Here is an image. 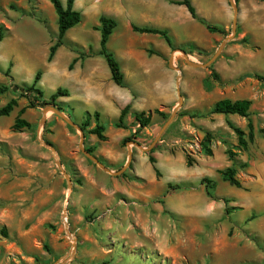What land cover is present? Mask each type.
<instances>
[{
    "label": "rangeland",
    "instance_id": "obj_1",
    "mask_svg": "<svg viewBox=\"0 0 264 264\" xmlns=\"http://www.w3.org/2000/svg\"><path fill=\"white\" fill-rule=\"evenodd\" d=\"M190 1L201 13L206 11L207 3H221ZM116 3L118 0H97L90 11L81 5L83 17L75 29H83L80 42L88 49L81 51L80 47L66 43L48 63L49 46L57 33V17L50 2L0 0V20L9 19L12 29L0 43V83L9 86L0 96V107L12 98L17 99L10 115L0 118V264H264V40L253 45L237 33V27L234 33L230 27L226 36L213 40V35L199 25L189 36L177 37L181 42L192 40L196 45H181L185 58L183 51H172L161 37L135 33L131 30L134 24L115 19L117 27L107 48L123 74L124 87H118L111 80L105 59L95 56L100 33L91 27L95 14H102ZM73 34L69 30L67 38H74ZM225 39V45L215 56ZM72 51L76 52L77 61L69 69ZM166 51L169 53L161 54ZM87 55L92 58L85 59ZM211 59L206 68L186 63L187 60L203 65ZM38 71L41 75L36 88L43 93L42 101H29L13 86L31 85ZM172 78L173 101L154 109L169 97ZM58 88L67 90L69 98L58 97L55 103L77 127L80 128L86 112L103 114L99 123L105 127V140L90 133L95 126L91 118L85 133L82 132L83 148L93 149L92 155L104 166L115 168L113 172L123 168L117 177L135 178V167L147 178L155 174L157 186L161 187L166 175L163 157H173L177 166L186 167L188 155L193 164L187 173L193 177L185 188L205 197L200 180L209 178L214 182L212 197L205 194L219 206L214 211L215 220H184L166 214V229L171 232L166 245L172 249L166 256L161 252L157 255L150 248L123 247L107 228L119 216L115 204L109 203L118 200L109 195L111 178L116 176L104 172L82 154L79 130L52 111L44 114V109L51 106L43 102H50ZM178 89L182 105L158 136L178 106ZM83 91L85 94H81ZM220 99L251 101L249 119L254 140L247 151L237 147L236 136L226 124L230 121L246 132L247 120L208 112ZM127 102L131 124L126 122V129L115 128L120 107ZM104 103L109 105L106 111L101 109ZM21 109V118L30 127L14 130L13 122ZM145 110L152 112L153 121L136 132L138 126L132 114ZM206 132L211 134L210 154L201 147ZM125 137L131 141L123 143ZM133 143L151 149L145 152ZM227 149L236 153L234 161L229 160ZM128 150L132 158L126 167ZM147 153H153L156 164H140L134 158ZM232 165L241 188L223 181L218 173ZM173 183V190L180 188ZM94 198L101 204L89 209L87 199L92 202ZM110 248L111 254H106Z\"/></svg>",
    "mask_w": 264,
    "mask_h": 264
},
{
    "label": "crops",
    "instance_id": "obj_2",
    "mask_svg": "<svg viewBox=\"0 0 264 264\" xmlns=\"http://www.w3.org/2000/svg\"><path fill=\"white\" fill-rule=\"evenodd\" d=\"M96 1L97 0H75L73 8L81 12L80 7L84 5L85 9L90 11L94 8ZM175 1L181 0H118V3L112 7L105 8L103 12L101 11L102 14H95V20L92 22L93 24L91 27L98 26V18L100 15H106L114 19L123 18L128 24L166 30L169 36L175 41V43H173L177 46H181L183 43L196 46L192 40L181 42L177 37L183 35L189 36L190 33L199 29V25L203 24L193 19L185 6L172 3ZM234 2L237 6V33L241 35L242 38H247L249 43L257 46L258 41L264 40V0H234ZM194 9L197 17L204 20L206 23L223 29L226 32L230 27L232 29L234 11L230 0H221L218 6L207 3V9L202 13L196 10L195 7ZM8 21L9 19L0 20V25H3L4 28L7 29L6 35H9L12 31ZM44 26L47 27L46 25ZM75 27L69 29L74 33L73 35L75 37L68 39V30L62 39L63 44L60 47H63L66 43H72L75 47H80L81 51H85L88 47L80 42V34L83 29H75ZM211 34L213 35V40L218 39V36L221 35L219 33ZM56 37L57 33L55 39ZM168 53L169 51L161 52L162 55ZM95 56L100 55L96 54ZM84 57L85 59L92 58V56ZM74 58H77L76 52L73 53V59ZM79 62H82L81 59ZM169 85V97L153 107L154 109L160 105L168 104L173 101V78L169 82ZM81 94H85V92L83 91ZM67 98H69V96ZM66 103H68V101H66ZM127 104L130 105L128 102ZM127 104H122L119 114L121 109ZM107 107H109V105L104 103L101 108L102 111H106ZM98 112L102 117L103 114L100 111ZM145 112L148 111L145 110ZM129 120L130 115L125 119L127 125L131 124ZM152 121L153 117L151 119V122ZM149 157H153L155 161L157 160L153 153L134 155V158L137 159L140 164L149 162ZM162 162L166 175L164 180L165 183H163L161 187L157 186L155 174L147 178V176L145 177L140 174L141 172L135 167V178L131 180L117 176L111 178L109 195L111 198H118V200L114 199L109 203L111 205L115 204V209L119 212V216L117 217V221H113L107 228H109L108 230H110V232L112 231L114 238L122 242L123 247L127 250L131 248H150L152 252L154 251L156 254L157 252H161L164 256L168 255L169 250H172L166 245L167 237L171 234V232H168V229H166L167 221L165 220V215L168 213L184 220L198 218L202 219L203 222L205 220L212 221L216 218V213L214 211H216V206L218 205L207 197L205 188L203 189L205 197L201 196L199 193H191L188 187L185 188L186 185L188 186L190 178L193 177L187 173L190 167L187 165L186 167L183 165L181 167L177 166L173 157H163ZM105 165L111 171L115 169L109 164ZM152 168L154 169L153 166ZM155 168L157 167L155 166ZM173 182H176V185H179L180 188L176 190L168 189V185H174ZM100 204V200H96V198H94L92 202L90 199H87L86 202L89 209H94L100 206ZM106 250V254H111L112 248Z\"/></svg>",
    "mask_w": 264,
    "mask_h": 264
},
{
    "label": "trees",
    "instance_id": "obj_3",
    "mask_svg": "<svg viewBox=\"0 0 264 264\" xmlns=\"http://www.w3.org/2000/svg\"><path fill=\"white\" fill-rule=\"evenodd\" d=\"M12 1H19V0H12ZM52 5L54 12L57 17V37L54 41V43L49 47V53L47 56V62L50 63L57 51V49L62 46V39L65 35V33L75 27L77 24L81 22L82 15L79 11L75 10L73 8V4L75 0H65V3L62 4L60 0H47ZM177 5H183L187 8L190 15L193 19L197 20L201 24H203L206 28V30L210 33H219L223 36H226V31L220 28H217L213 25H210L206 23L204 20L199 19L195 13V9L192 6L190 0H181V1H175L172 2ZM11 9H14L13 6H11ZM117 27V21L114 18L108 17L106 15H100L98 18V26L95 27V30L99 31L100 33V39H99V50L97 52L98 55L102 56L105 59V62L107 64V67L110 72L111 80L115 85L118 87H124L123 82V74L120 71V65L116 58L114 57L113 53L109 51L107 48V42L109 40V37L113 33L114 29ZM131 30L135 33L139 34H153L158 35L161 37L165 43L168 45V47L172 50H180L185 52V49L183 46H176L171 37L169 36L168 32L166 30H160L156 28L151 27H140L136 25H131ZM7 29L4 28L3 25H0V42L3 40L5 33ZM246 39H242V42H245ZM92 55V54H91ZM87 55V56H91ZM159 55V54H156ZM77 61V58H74L69 65V69H72V65ZM8 75V71L6 72V76ZM41 75V71L36 72L33 82L31 85H14L13 88L16 91H19V95L22 97L27 98L29 101L34 99L36 102L42 101L41 98L43 97V93L41 90L36 88V84L39 81ZM9 90V86L5 84L0 83V96L6 93ZM68 91L65 89L58 88L54 94L50 96V102H43L44 105H50L51 107L59 110L64 111L58 104L55 103V100L58 97H68ZM31 106H34L33 101H31ZM17 106V99L12 98L10 99L5 105L0 107V118L7 117L10 115V113L13 111V109ZM251 101L248 99H237V100H230V99H220L216 101L211 108L209 109L210 114H219V115H236L241 118H245L247 120V131L245 132L240 127L236 126L234 123L230 121H226V124L229 129L233 131V133L236 136L237 140V147L240 148L243 151H247L248 144L252 143L254 140V127L249 119V111H250ZM130 105H125L117 118V120L114 122V127L118 129H126V116L129 113ZM24 109L19 110L18 115L14 119L12 128L14 130L22 129V128H29L30 124L21 118V114L23 113ZM154 113L165 117L164 114L158 110H154ZM99 113L93 112L90 114L89 112H86L83 116V122L80 126V129L83 133H85L86 127L89 125V122L91 118L95 121V126L93 129L90 130V133L95 135L99 140H105V136L103 135V132L105 130V127L99 123ZM133 120L135 125L138 126V129L136 132L141 131L145 128H147L151 124L152 119V112L148 111H140V112H134L132 114ZM192 116H199L198 114H194ZM128 141H131L130 137H125L122 142L126 143ZM211 141V134L210 132H206L203 138V143H201V147L207 152V154H210V149L208 147V144ZM89 153H93V149L88 148L86 149ZM152 152V151H151ZM226 154L230 161H234V157L236 153L231 151L230 149L226 150ZM186 165L188 167H191L193 164V161L190 159V157L187 155L185 158ZM149 162L154 163L155 160L153 157H149ZM243 167H246V164H243ZM219 175L221 176L222 180L225 182H228L231 186L236 188H241L240 181L236 178V168L234 165L226 167L223 170H220ZM200 184L204 186L205 192L209 197H212L211 189L214 186V182L209 178H202L200 180ZM175 187L173 185H168V189H174Z\"/></svg>",
    "mask_w": 264,
    "mask_h": 264
},
{
    "label": "water",
    "instance_id": "obj_4",
    "mask_svg": "<svg viewBox=\"0 0 264 264\" xmlns=\"http://www.w3.org/2000/svg\"><path fill=\"white\" fill-rule=\"evenodd\" d=\"M231 2V5H232V8H233V11H234V14H233V22H232V33L235 32V27H236V23H237V6L235 5V2L234 0H230ZM227 41V39H225L223 41V43H221L217 53L215 54V56L218 55V53L221 51V49L223 48V46L225 45V42ZM182 52V51H180ZM184 57L187 58V55L182 52ZM214 56V57H215ZM213 57V58H214ZM213 59H211L209 62H207L206 64H203V65H199V64H193V63H190L189 61L186 60V63L190 66H193V67H203V68H206L212 61ZM172 61H173V53L171 54L170 56V59H169V66L172 67ZM177 70V69H176ZM178 71V70H177ZM182 105V97L180 95V92H179V89H178V106L176 107V109L173 111L170 119L165 123V125L162 127V129L160 130V132L158 133V136L163 132V130L166 128V126L170 123V121L173 119L174 115L176 114L177 110L181 107ZM46 111H52L53 113H55L56 115H58L60 118H62L65 122H67L69 125H71L72 127L76 128L77 130H79L80 132V142H79V150L82 152V154L87 158L89 159L90 161H92L95 165H97L100 169H102L104 172L106 173H109L111 175H114V176H117L119 174H121L123 168L120 170V171H117V172H113L111 171L110 169H108L106 166H104L102 163H100V161L94 156L92 155L91 153H89L87 150H85L83 148V143H84V135L82 133V130L77 127L74 123L70 122L59 110L53 108V107H47L44 109V114ZM158 139V137H156V140ZM136 147H138L139 149H141L142 151H145V152H149V150L151 149V147L149 149H144L142 148L141 146H139L137 143H133ZM131 158H132V154L131 152L128 150V163L126 165V167L129 166V163L131 161ZM57 165L60 167V163L57 161ZM67 182H68V189L70 188L71 186V183H70V180L69 178L67 177ZM66 216V210H64V213H63V217ZM65 227H66V230H68V227H67V224H65ZM68 235L70 237H72L71 233L68 232Z\"/></svg>",
    "mask_w": 264,
    "mask_h": 264
},
{
    "label": "built area",
    "instance_id": "obj_5",
    "mask_svg": "<svg viewBox=\"0 0 264 264\" xmlns=\"http://www.w3.org/2000/svg\"><path fill=\"white\" fill-rule=\"evenodd\" d=\"M64 218V221L66 222V216L65 217H63Z\"/></svg>",
    "mask_w": 264,
    "mask_h": 264
}]
</instances>
